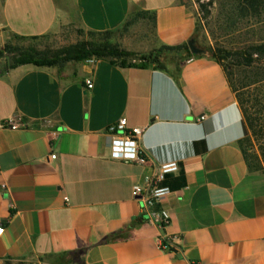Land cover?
<instances>
[{
  "label": "crops",
  "instance_id": "obj_1",
  "mask_svg": "<svg viewBox=\"0 0 264 264\" xmlns=\"http://www.w3.org/2000/svg\"><path fill=\"white\" fill-rule=\"evenodd\" d=\"M136 13L128 31L149 23L152 44L134 52L193 39L181 0H0V50L14 35L117 30ZM69 65L0 75V264H264V172L244 159L223 67L202 55L181 62L177 78L104 59ZM121 119L143 130V165L110 157L108 128ZM169 161L179 170L163 182L161 231L131 189Z\"/></svg>",
  "mask_w": 264,
  "mask_h": 264
},
{
  "label": "trees",
  "instance_id": "obj_2",
  "mask_svg": "<svg viewBox=\"0 0 264 264\" xmlns=\"http://www.w3.org/2000/svg\"><path fill=\"white\" fill-rule=\"evenodd\" d=\"M202 0H196L200 12L206 9V5L201 4ZM225 9V30L233 31L238 24L253 23L254 25L264 24V0H227ZM144 15L136 13L131 15L125 24L119 28L128 31L137 19ZM195 34L193 39L196 41L197 22H195ZM117 30L106 32H86L88 39L80 40L74 44L63 46L57 49H45L36 51L31 48L23 49L13 47L8 42L0 50V62L10 54H23L25 57H32L40 60L39 66L62 68L67 63H81L90 59H104L120 67H137L162 70L168 72L174 78L178 77L179 64L189 57H196L189 51L188 45L179 46H160L147 53H135L125 50L110 42L109 37ZM82 33V31H81ZM44 37V36H43ZM16 40H37L42 37L25 38L12 36ZM204 50V49H203ZM202 56H207L215 60L223 67L229 86L235 93L239 107L243 116L245 126V138L241 143V150L244 159L250 169L264 172V73H251L247 80H235V73L228 70V66H223V61L231 59V52L226 50H204ZM201 56V55H198ZM241 66L252 68L255 62L264 60V42L254 46H248L238 55ZM131 60L138 61L134 64ZM172 63L173 68L166 64ZM13 67V66H12ZM10 67L0 68V75L8 71ZM251 132L259 143V156L255 153H248L246 136ZM4 264H11L6 262Z\"/></svg>",
  "mask_w": 264,
  "mask_h": 264
},
{
  "label": "rangeland",
  "instance_id": "obj_3",
  "mask_svg": "<svg viewBox=\"0 0 264 264\" xmlns=\"http://www.w3.org/2000/svg\"><path fill=\"white\" fill-rule=\"evenodd\" d=\"M193 11L197 22L196 45L198 48L213 51L226 50L231 52L230 61H223V66H228V70L235 73V80H247L253 73H264V60L260 59L255 62L252 68H244L241 66L242 60L238 56L247 47L254 46L264 42V24L254 25L252 22L240 23L233 31L225 30V3L227 0H202L200 3L206 5V9L200 12L196 0H181ZM82 31V33H81ZM86 32L75 27L64 28L57 33L48 34L37 40H16L11 38L8 43L16 48H31L36 51L45 49H57L63 46L74 44L80 40L88 39ZM109 40L113 44H117L121 48L134 52L137 50H148L152 44V32L150 24L139 22L131 31L119 29L114 32ZM140 53V52H135ZM132 63L138 64V61L131 60ZM40 60L32 57H25L23 54L7 55L1 62L0 68L12 67L15 65H31L38 66ZM69 64H65L62 68L54 67L59 72L64 71ZM169 68H173L172 63L166 64ZM252 73V74H251ZM248 153H255L259 156V143L248 132L246 136V144ZM24 264V263H21ZM33 264V263H27Z\"/></svg>",
  "mask_w": 264,
  "mask_h": 264
},
{
  "label": "built area",
  "instance_id": "obj_4",
  "mask_svg": "<svg viewBox=\"0 0 264 264\" xmlns=\"http://www.w3.org/2000/svg\"><path fill=\"white\" fill-rule=\"evenodd\" d=\"M86 85L87 88L92 87L89 81ZM5 126L10 130L19 128L13 120L6 122ZM108 134L110 135L111 159L127 164H144L142 152L138 146V141L143 134L142 129L128 130L126 120L121 119L117 124L108 128ZM51 160H55V157L51 156ZM178 170L179 166L176 161L165 162L155 168L150 175L145 176L141 184H134L131 189L132 197L142 202L148 223L161 231H164L170 223L169 215L162 206L164 198L169 193L168 187L163 185V182L166 176L175 174ZM2 232L3 228L0 225V235ZM172 239L173 237L163 234L158 240L161 249L169 251Z\"/></svg>",
  "mask_w": 264,
  "mask_h": 264
},
{
  "label": "water",
  "instance_id": "obj_5",
  "mask_svg": "<svg viewBox=\"0 0 264 264\" xmlns=\"http://www.w3.org/2000/svg\"><path fill=\"white\" fill-rule=\"evenodd\" d=\"M187 45L190 53L194 56L202 55L205 52L203 49L197 47L194 39L189 40Z\"/></svg>",
  "mask_w": 264,
  "mask_h": 264
}]
</instances>
